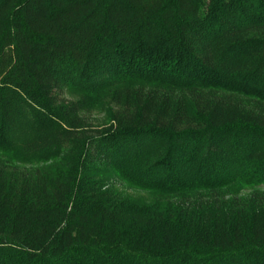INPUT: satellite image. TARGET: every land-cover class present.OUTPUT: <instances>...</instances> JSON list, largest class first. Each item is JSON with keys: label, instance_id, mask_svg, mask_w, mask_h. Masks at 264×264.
I'll list each match as a JSON object with an SVG mask.
<instances>
[{"label": "trees", "instance_id": "obj_1", "mask_svg": "<svg viewBox=\"0 0 264 264\" xmlns=\"http://www.w3.org/2000/svg\"><path fill=\"white\" fill-rule=\"evenodd\" d=\"M0 264H264V0H0Z\"/></svg>", "mask_w": 264, "mask_h": 264}, {"label": "rangeland", "instance_id": "obj_2", "mask_svg": "<svg viewBox=\"0 0 264 264\" xmlns=\"http://www.w3.org/2000/svg\"><path fill=\"white\" fill-rule=\"evenodd\" d=\"M116 186H117V189L125 194H129L133 197H136V198H143L145 200H150V196L145 193V192H141V191H137V190H134V189H130V188H127L119 183H116Z\"/></svg>", "mask_w": 264, "mask_h": 264}]
</instances>
